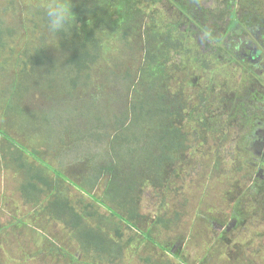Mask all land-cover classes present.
<instances>
[{
    "label": "trees",
    "instance_id": "16d2710c",
    "mask_svg": "<svg viewBox=\"0 0 264 264\" xmlns=\"http://www.w3.org/2000/svg\"><path fill=\"white\" fill-rule=\"evenodd\" d=\"M161 2L169 4L175 18L166 19L154 9L153 14L146 12L151 4ZM210 3L217 5L212 9ZM263 3L264 0H72L80 28H74L71 35H54L67 53L69 76L64 93L74 107H70L69 115H58L56 120L60 136L75 141L70 151L76 152L78 158L73 162L86 165L81 182L75 186L93 202L82 206L73 203L63 186L67 182L73 185L72 181L58 169L54 168L53 181L40 168L28 165L24 156L40 161L36 153L16 144L0 128V137L18 153L12 155V161L24 170L20 190L31 207L28 215L61 225L72 245H77L94 264H118L125 252L121 228L110 230L111 224L99 207L107 209L111 218L135 228L146 219L140 212L144 189L151 187L162 193L167 190L196 140H223L229 129L241 130L245 126L243 113L254 104L244 105L246 95L241 93L229 97L231 90L242 87L240 83L248 71L247 64L233 51L242 45L249 27L261 25ZM3 19L0 40L9 33L1 26ZM42 22L47 28L45 15ZM136 36L143 44V62L133 72L123 70L127 44L131 45ZM0 45L2 49L4 42ZM46 60L47 52L40 48L34 63L40 66ZM235 72L240 82L236 81L234 87L229 83L235 80ZM203 79L205 87L200 86ZM228 84L233 89L227 88ZM186 85L194 87L196 101L186 98ZM14 92L8 103L11 109H19V104L15 105L19 91L14 88ZM86 93V100H82ZM76 97H80L79 108L74 102ZM55 114L59 113L54 112V120ZM191 136L196 138L192 141ZM257 141L263 138L235 137L238 166L227 172L230 178H236L240 188L237 204L247 194L264 203V179L257 177L249 187L245 180L249 174L243 171L249 162L254 166L250 175L264 170V154L258 158L248 148ZM44 168L51 169L47 165ZM101 184L102 196L97 198L94 192ZM238 211L236 207L231 214L240 217ZM22 223L15 219L12 226ZM152 226L169 230L173 223L163 216ZM212 226L217 228L215 223ZM144 233L151 237L149 230ZM224 244L229 247L227 242ZM59 253L63 264H80L67 244L54 245V264H60Z\"/></svg>",
    "mask_w": 264,
    "mask_h": 264
},
{
    "label": "rangeland",
    "instance_id": "374dc122",
    "mask_svg": "<svg viewBox=\"0 0 264 264\" xmlns=\"http://www.w3.org/2000/svg\"><path fill=\"white\" fill-rule=\"evenodd\" d=\"M43 2L0 0V19L4 18L1 26L9 31L0 40L4 42L0 49V128L16 144L36 153L41 162L24 156L28 165L40 168L53 181L54 168L72 181L73 185L67 182L63 186L73 203L77 206L92 204L93 200L75 186L81 182L86 170V165L73 162L78 158L76 152L70 151L75 141L69 136H60L58 131V115H69L70 107L74 105L64 93L69 76L67 53L60 48L57 36L50 33L42 22L44 12L37 5ZM216 5L210 7L213 9ZM170 8L167 3H154L146 12L153 14L156 10L166 19L175 18V12H169ZM138 36L132 38L131 45L127 44L128 56L123 70L133 72L143 62V44ZM40 48L46 50L48 60L38 66L34 61ZM126 55L124 52L123 56ZM233 77L235 80L229 84L234 83L235 87L240 75L235 72ZM48 83L52 86L49 87ZM229 84L226 87L232 88ZM205 85L203 79L200 86ZM14 88L19 91V99L15 101L19 109H11L8 103L11 92L15 94ZM185 89L186 98L196 101L198 95L194 87L186 85ZM233 93L231 90L229 97ZM86 97L87 93L83 94L82 100ZM74 102H77L76 107L81 106L80 97ZM54 110L59 113L55 114V120ZM227 133L223 140L214 141L210 137L196 140L188 152V160L178 166L177 175L172 177L163 193L151 187L144 189L140 212L146 219L135 228L111 218L107 209L99 207L111 224L110 230L121 228L125 252L118 264H264V203L261 198L247 194L237 204L239 185L235 177L230 178L227 170L238 166L234 149H238L235 137L240 140V135L237 127ZM194 138L191 136L190 140ZM252 146L250 149L261 158L263 154L259 151L264 150V146L261 142ZM15 151L16 148L7 145L0 137V264H54V245L62 244H67L80 264H94L78 250L77 245H72L61 225L28 215L31 207L20 190L24 170L21 171L12 161V155H18ZM39 162L51 169L42 167ZM253 167L252 162L243 167V171L249 174L245 179L249 187L257 177L264 179V170L260 171L262 174L250 175ZM226 177L229 180L226 181ZM102 190L101 184L94 195L100 198ZM236 207L240 217L231 214ZM163 216L173 223L169 230L152 226L154 220ZM15 219L23 223L12 226ZM213 223L217 228H213ZM233 223L235 227L224 235V230ZM148 230L150 238L144 233ZM223 236L224 240L219 241ZM58 256L63 264L60 253Z\"/></svg>",
    "mask_w": 264,
    "mask_h": 264
},
{
    "label": "flooded vegetation",
    "instance_id": "af4514ba",
    "mask_svg": "<svg viewBox=\"0 0 264 264\" xmlns=\"http://www.w3.org/2000/svg\"><path fill=\"white\" fill-rule=\"evenodd\" d=\"M262 15L263 17L260 18L261 25H257L254 29L249 27L248 34H246V38L242 42V45L233 52L242 63L247 64L246 67L248 71L246 70L245 80L240 83L242 87L238 89L243 95H246L244 98V105L250 103L254 104L253 108H248V110H245L246 112L243 113L246 124L241 129L243 131L240 132L239 135L259 136L263 138V141H257L255 143L261 142L264 146V13ZM232 91L234 94L241 93L237 90ZM259 152L264 154V150H260ZM232 226L235 227V223L228 226L224 231H229Z\"/></svg>",
    "mask_w": 264,
    "mask_h": 264
},
{
    "label": "clouds",
    "instance_id": "9594fccd",
    "mask_svg": "<svg viewBox=\"0 0 264 264\" xmlns=\"http://www.w3.org/2000/svg\"><path fill=\"white\" fill-rule=\"evenodd\" d=\"M37 7L43 10L47 20V29L52 34L71 35L74 28H80L72 11V0H44Z\"/></svg>",
    "mask_w": 264,
    "mask_h": 264
}]
</instances>
